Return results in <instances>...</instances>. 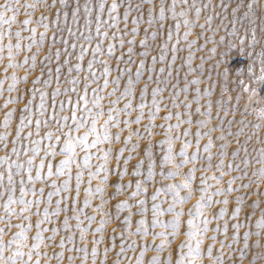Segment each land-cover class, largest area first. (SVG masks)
<instances>
[{
	"label": "snow or ice",
	"instance_id": "6c2138e0",
	"mask_svg": "<svg viewBox=\"0 0 264 264\" xmlns=\"http://www.w3.org/2000/svg\"><path fill=\"white\" fill-rule=\"evenodd\" d=\"M147 2L152 5L148 9V19L147 24L148 28L144 29V37L140 39L139 44L142 48H145L146 50L141 52L139 55L142 57H147L149 55V52L147 51V46L149 43V39L155 41L157 39L158 32H161L165 27V21L169 19L168 16H166V13H170V19L174 21V24L168 25V30L166 33V41H172L173 36V28L177 34V37L180 35L181 28L183 27V38L187 42L186 46L188 48V55L186 60L184 61V64L191 65L192 61L194 59V52L192 50V46L197 44V39L189 40V36L192 35V32L195 28H200L202 30H212L215 31V29H212V23H213V15L208 14L204 16L203 23H201V15L202 12L209 7L208 4H202L200 6H197L196 0H192V3H189V0H179L182 7L179 11H177V0H172V3L167 5L165 4L164 0H160L159 5H155L152 3V0H147ZM61 4H65V0H60ZM55 4V0H53V5ZM44 8H48L47 4L42 5ZM26 8L29 9H36L37 4H28L25 5ZM120 5L116 2V0H113L110 6H108V13H109V20L111 23L106 24V28H112L116 27L117 21L119 19L118 15H112L113 13H116L119 9ZM139 7V6H138ZM158 7V12L156 11ZM220 7L223 9H227L228 5L221 3ZM105 8V4L101 2L98 5V13L95 17V23H96V37H95V45L93 46V40L94 37L92 35V28L91 24L93 23L92 19L86 18V25L85 29L87 34H85V31H79V33L73 32L72 28H68L69 38H72L71 48L75 50L77 48V40L81 41L80 43V51L77 56V59L79 61H83L85 53L91 49L92 51V59H90L87 63L88 68V75H85L83 77V80L85 81L83 86V94H80V90L78 89L77 85L80 83V80L76 76H72V72L75 70L77 73H79L82 70V64L76 63L74 66H71L70 64V56H66L63 59V63L61 64V49L56 48L54 55L57 61L56 68H55V82L56 87L51 92V108L52 112L51 115H48V92L42 91L39 88L35 87V85H42L43 88H47L52 84L53 80V69L51 67L47 68V78H44L45 73L43 68H41L39 74L32 80L33 87L30 89H26V93L30 94L29 98L27 99V102L23 104V108L20 110L19 115V123L15 128V136L11 140V143L13 147L11 148V152L14 153L17 157L16 160H9L8 156L0 157V163H7V185H5V175L3 172H0V189H3V191H0V197H3L5 194H7V199L3 203V208L5 210V216H0V221L7 219L8 223L6 227L9 229L12 227H16L19 229V231L13 233L12 238L5 241L3 239L4 235V228H0V264H41V256L45 257L43 264H50V261L52 259H55L57 261V264H60L61 261L64 260L65 257V251L68 253H82V258L80 259V264H87V261L89 259V249L88 244L86 242V236L89 230L95 234L100 233V236L97 238L95 235L92 239V248H91V261L92 264H97V254H98V248L97 245L102 243L104 241V230L105 226L109 223L118 222V226L121 228V231L118 233V235L121 237L120 239V247L119 251L116 253L117 259L114 262V264H122V260L120 257L122 255L126 256V248H125V238H130L132 236H139V238L142 241H145L141 245V250L139 255L136 257L135 264H145L144 262V254L150 247V245L146 242V238L151 235L153 242H155L157 237H160V243L154 244V247L152 250L156 253L151 257V259L148 261V264H172V256L171 251H169L168 255L161 258V253L164 252L165 248L171 244V240L169 237H172L173 239L176 238L180 234L181 230V218L184 215L183 208H177L176 206L183 205L185 201L191 199L194 190H193V184L192 181L195 179V167L191 168L186 174L185 178L182 179L179 183L175 184H169L166 186L167 190L172 195V201L168 208L162 209L159 204L153 203L152 205V219L149 224L148 220L146 219V213L148 211L146 207V201L144 199H140L136 201L137 205H140L138 208V214L140 216V219L136 221V228L135 231H132V205L128 203L127 199L120 200L117 202L115 207V213L112 211H105V206L109 201H106L104 199L105 195H109V200L115 198V196L122 194V192L125 190V185L123 183V177L128 172V163L133 158L131 153L137 150L140 147V141L142 139H147L149 141L147 148L144 151V155L147 157H152V143L151 139L156 133L153 131L154 128L160 127L164 128V125H156L154 122L156 120L157 114L161 111V102L164 99L162 96V89L157 85V87H154L151 91L152 95V105L153 109H149V113L147 116V119L149 121L148 124L143 125V132L141 131L140 127H137L133 129L131 126L132 124L141 125V121L145 118L144 116V109L147 107V103L145 100V97L148 93V85L147 83L143 86V88L140 90V102L135 105L136 109H139L138 115L135 117V119H131V112L134 110L133 108V100L136 97V90L137 85L140 82V79L145 71L150 73L147 77L149 81L152 80V75L155 70V64L157 61L156 56L151 57V65L146 67L145 60L141 59L139 61V64L136 67L135 75L133 77L132 69L131 67H128V65L132 64V53L133 48L128 47L127 53H128V60L125 62V67L120 68L119 63L117 64V75L115 77L111 78V81L109 79L112 68L110 67V58H112L115 55L116 51V43H118L123 49V46L125 43L132 45L135 43L134 39L125 40L124 37L128 34L127 32H120V38L117 40V33H113L111 39L114 41L113 43L107 44V53L105 54L103 50L104 45V39L109 38V33L107 30L101 31V17L99 12H102ZM247 8L251 10L253 8V4L250 2L247 4ZM20 11L19 6V0H4L3 3H0V25L7 24L9 25V28L7 32L5 33L3 30H0V41L3 40L4 36H8V43L7 45H3L0 43V60L3 59V51L4 48L7 47V56H8V66L11 68H19L23 67L24 65H27L28 68L25 70L23 77L20 79L24 80L25 82L28 80L29 75V69L35 70L38 66V55L41 51V49L45 46L47 38V30L49 28L48 23H43L44 31L39 32L37 36V28L35 26L31 28H23L20 30H17L15 33V36L17 38V42L15 44L12 43V29L11 25L17 21V14ZM84 11L91 16L92 8L89 7L87 4L84 6ZM237 9L233 8L232 13L235 17ZM79 12V4H77V7L72 10V16L73 18H78L77 13ZM8 13H11L9 16ZM27 15V14H26ZM57 15H59V9L57 10ZM65 18H67L68 13H64ZM216 16H219L220 13H215ZM247 13H245V16ZM48 19L47 16L41 15L40 21H46ZM143 19V14H141L137 18H133V23L138 24L139 20ZM124 20L127 22L128 20V11L125 10L124 13ZM40 21H37L39 24ZM155 22V29L149 31L153 27V24ZM21 23L25 26L32 24V19L29 16L28 18L21 21ZM233 25V32H235V18L231 21ZM21 31H29L30 42L24 46V49H27L28 52H31V55H27V53L24 56V59L22 63H17L15 61V57L23 50L22 46L20 44V38H21ZM139 32L138 27H134L131 29V33L133 36ZM262 32H264V28H262ZM202 35V33H197V38ZM60 40L62 44L64 45V52L68 51L69 46V39L64 38L62 35L60 37L56 36V33L54 32L51 37L52 44H56L57 40ZM221 40L224 38L221 37ZM241 42H243L244 37H241ZM252 40L253 43L256 42V28H252ZM180 45V40L177 39L175 43L171 45V53H172V62L174 63L177 59V53L182 50ZM35 47V51L32 52V48ZM200 48L203 46L200 45ZM161 52L159 55V59L162 62L161 67L159 68V73L163 74L166 70L168 72V75H172V64L164 65L163 61L165 60V50L169 48V45L167 42H163L160 44ZM15 49V51H14ZM211 51L215 53L216 49L212 48ZM99 54V55H98ZM51 55L52 50L49 48L48 53L45 54V56L40 60V63L43 64L44 60L49 61L51 63ZM100 56H105L104 59H100ZM115 59L117 62L124 59V53L123 51L119 56H115ZM201 60L204 59V57L200 58ZM29 60H31V63L29 64ZM99 63L102 64V70H101V78L103 80V88H101L99 81L96 76V70L94 69V64ZM63 65H69L67 69V76H68V83L71 85L70 87H64L63 88V94L67 96V104L71 109V120L75 124V131L79 133L81 128H86V131H84L82 134L73 136L72 132L73 129L69 127V130L67 132H62V129L67 126L66 122L69 120V115H61L60 113H63L65 110V101L60 100L59 102V108L60 113L57 112V97L61 96V80H60V73L61 68ZM218 66V65H217ZM197 68L203 69V65H197ZM195 68L189 67L188 71L192 72L195 71ZM7 71V69H5ZM251 72V68L249 69ZM261 72L264 73V68L261 69ZM128 73V79L124 82L123 90L120 91V94L116 96V93L119 89V86L121 84V78L122 76ZM227 74V70L225 71V75ZM91 77V79H89ZM210 78V77H209ZM159 79V78H158ZM185 80H187V76H185ZM257 82H264V74L256 77ZM113 84V88L111 92L107 93L108 96H116V99L110 100L109 104L111 107L107 109V117L104 119L103 124L100 126V128H97V122L98 120L105 115V109L103 107L102 101L104 100V96L100 95L101 91L103 89H107L109 86V83ZM19 83V80L17 79L15 73L12 74V82L9 85L8 91L13 92L16 91V85ZM92 83H96V87L92 88V94L93 98L89 100L88 98V88ZM191 84L199 85L201 83L199 78L194 77L191 82ZM3 81L0 80V93L3 91ZM240 85L242 86L243 91H251L252 95H258L257 94V88L253 87L249 89L248 85H244L243 81H240ZM214 87V85H212ZM189 90V85L186 83L182 89H177L174 93L173 97H171L172 100V107L173 108H179L181 105L180 103H177L176 100L179 96V93L182 91L184 93H187ZM225 92L228 91L227 87L225 86L223 89ZM195 91L199 94L200 89L196 88ZM37 92L39 93L40 102L39 105L36 106L37 111L34 113L33 111V101L35 100ZM69 93H76L77 94V101L75 104L72 103V97L71 95H68ZM205 95H211V93L205 89L204 90ZM159 97V99H158ZM23 95H18L15 97H10L8 100L5 101V106L7 104L12 103L15 104L18 100H23ZM231 97H229V100ZM237 99H239V95L237 96ZM124 101L123 107H117V105L120 104V101ZM199 95L195 98V102L197 103L196 112L199 113L201 116L208 117V120H197L196 123L198 125L204 126L206 125L209 120L211 119V112H212V101L208 100L206 102L207 107L204 109V111H201V108L199 106ZM82 102V106H81ZM89 104L92 105V107H89ZM184 107L191 108V103L187 102V96H185V103ZM80 111L82 115L78 118L77 111ZM225 113V116L228 114L227 108L222 109ZM17 111V109L12 108L10 109L4 117V122L2 127L5 128V132H0V141L4 142V147L7 149L8 145V136L10 135V121L13 118L14 113ZM121 114L124 116L123 121H121L120 116ZM35 115V119H33ZM260 116L264 117V109L260 110ZM173 117L172 112H167L165 116L163 117L164 120L171 121ZM175 117L177 119L176 124L169 123L167 125V128L164 132V139L158 141L157 143L160 145H167V149L165 151L164 156L161 159V164H171L173 169L175 170H169L167 172V178H172L177 175H179V169L182 168L185 164L192 163L193 165L195 162L199 159V150H200V138L204 135H207L209 137L208 143L204 146V151L208 154L207 159L209 162L212 159V152L211 148L213 145L212 138H211V131H215L216 127L213 129H210L208 132H202L199 128L197 129L195 133V143H196V152H194L191 156L188 155L186 149L190 148L192 146V141L185 139L180 147L179 156L182 158L179 161L176 159V155L173 152V145L175 140L180 139V135L177 134L175 136L172 135L173 130H179L181 127V124L187 123L191 125L193 123L191 113L189 112L187 114L186 120H181V113L179 111L175 112ZM43 118V119H42ZM217 119H221L219 117V113L217 114ZM51 120H55L57 125L59 127L57 128L58 132H62V135L64 137L63 145L60 148V153L63 155V159H61L58 163L55 165L52 161H48L47 165L45 162V158H41L38 165H34V161L36 160L37 155L41 151V143L44 139H47L48 141H52L54 134L51 130H49L43 137L40 139H30L29 142L32 145L29 149L28 147L24 148V152L27 155L29 151H31L32 155H29L26 161H21L19 159L20 157V151L15 147L16 143L21 140V134L24 132L25 128H31L33 123L35 124V133L37 136L40 134L41 126L44 127L49 126V122ZM64 121V124H61L60 122ZM89 120L91 123L89 124ZM121 124H123V128H121ZM231 125L229 124V127ZM221 132L218 139L224 140L225 135L231 136L232 133L228 132L225 134L224 132V126L223 123L217 126ZM254 128L259 129L261 125L256 124L253 125ZM115 128L117 131L113 133L112 129ZM127 130L128 134L123 137V145L119 149L115 150V155L113 156V147H111L113 144H119L121 143V137L124 130ZM191 134V129L187 128L183 130L182 135L187 138ZM239 131L237 132V135H239ZM33 136V132L30 130L26 133L27 138H31ZM94 137L91 142H89V137ZM133 137H135V141H133ZM56 143H59L61 140V135H55L54 137ZM131 143L132 147L128 148L127 145ZM109 145V147H98L100 145ZM80 147L81 150L84 152V156L82 158V162L77 159V147ZM221 148L227 147L226 144H221ZM97 149V159L101 161L94 170H92L93 166L91 164L93 153L90 151V149ZM247 151V149H245ZM45 157L51 155L55 156L56 153V144L49 143L45 149ZM128 152V156H124V153ZM236 152H233V155H236ZM221 155H224L222 152ZM260 160L258 163H260L261 167L254 172L253 174L257 176V179L254 181L257 185V189L259 188V185L261 183H264V149H261L259 152ZM115 159L116 165L115 168L109 167V161L112 159ZM123 159V167L120 165V161ZM247 158L243 160V163L245 165L248 164ZM143 159L138 161V163L135 165L134 170L132 172V175L134 176H143V173L139 170L143 166ZM73 165H75L76 172H75V185H74V192L75 195H72L73 192V184H72V177H73ZM154 166H155V160L150 159L149 165H148V175L144 176L143 179H137L135 181V191L130 193L131 197H136L140 194L141 191L147 192V187H143L142 185H146L147 181L154 180L155 178V172H154ZM220 166L223 167V161L220 162ZM13 167L15 168V173L13 172ZM47 167V171L45 172L44 169ZM208 167L211 168V163L208 164ZM227 168L229 171L233 169V165L229 163L227 165ZM55 169V171H54ZM33 170H35V175H33ZM85 170H87V177H88V187L84 188L83 191L85 193V199L83 200V208L78 207L79 197L81 193V185L84 183L83 177L85 176ZM236 170L239 171V166H236ZM27 173V180L24 179V176L22 173ZM112 174H116L119 178V183H115L114 185H110L109 178ZM14 175L20 176L19 180V192L20 195L17 197L15 195L16 192V181L14 179ZM57 177H64L63 180L59 181V184L56 180H51L50 185H46L44 182L51 179L53 176ZM161 175H165L163 172H161ZM225 173L223 171L220 172V177L213 176L212 179L216 180L217 183H220V179L223 178ZM247 172L242 173V176H246ZM242 177H232L227 181V187H217L214 192H212L210 195L208 194V190L211 187L210 185L207 187H201L199 189V199L195 203V212H193L191 209L188 211V220H187V231L184 232V235L186 237V240L181 243L179 246V257L175 261V264H203L202 261V245L204 244V240L206 238L210 239L212 243H209L207 245V255L210 260V264H225V248L229 249V256L228 258L231 259V253L233 251H236L232 249V243H239L240 242V228L243 226L242 222L240 221L239 217L242 212V205H243V196L237 195L235 197V206L231 211V215L226 219V214L228 213L227 205L229 204V194L232 192H239L240 188H251V183H242L238 188H234L233 184L235 183L236 179H240ZM93 179H96L99 181V183L96 184L95 188H93L92 181ZM40 182L41 187L36 188V183ZM201 185H207V180L202 178L200 181ZM29 185H31L29 187ZM49 187V191L47 192V196H44L45 187ZM110 186H114L115 192L114 193H107V189ZM132 182L129 181L127 187H131ZM164 189L157 188L155 193L152 195L151 199L153 201H156L160 192ZM182 190H186L184 194L182 195ZM37 192H39V196L37 195ZM31 194V199H28L27 197ZM257 195H264L257 191ZM223 196V200L216 199L214 200L213 197H220ZM58 197L55 199L54 204L55 207H52L53 205V198ZM93 199H99L100 204L96 206L94 209V212L100 213V220L96 221L95 215H86L85 219L87 220V226L84 225L83 221L81 220V213H83L84 208H88L91 206ZM41 204H44L43 210L41 211ZM214 204H220L222 205L219 209L218 214L213 213L212 218L210 219L207 215L204 214L205 209H210ZM261 201L259 199L252 202L251 207L252 208H260ZM15 206V207H14ZM35 208V212L33 213L32 209ZM125 209L128 210V214L124 216L123 220L120 221V215L121 212H123ZM71 211L72 215H68ZM165 211L168 213H171V217L168 221H163L160 219L161 216L164 215ZM65 213L63 216V220L59 223H57L56 220L53 218L59 217L61 213ZM27 213V215H24ZM35 215L37 217V220L35 222V228L36 232L35 235L32 237V240L35 241L34 243H31L29 245L28 240V231L33 227L31 217L32 215ZM255 215V213L252 214H246L245 220L249 222V226L251 228V221L252 216ZM13 217H22L23 221H28L27 224L21 222L19 224L13 225L11 223V220ZM74 219L76 221L75 228L79 230V239L80 241L84 242L82 246H77L75 243V233H72L70 229L73 227V225L70 223V220ZM212 219L216 221L223 220V226L221 227L220 223H217L216 227L214 229H211L213 231V235L209 238L207 237V233L210 231L209 225L212 222ZM229 220L235 221V223L231 224V228L233 229L232 233V240L229 243H226L225 240L228 236V230H229ZM96 222L97 226L92 229V224ZM48 225H51L49 227ZM161 228L162 230L159 232H150L149 228L155 229V228ZM171 229V231H166V229ZM255 228L259 229V231L255 232V235L257 237L264 238V208H260V217L255 221ZM64 232V235H60L61 232ZM51 233L49 236H45L44 233ZM224 235L225 239L219 240V255L213 258V247L215 243L217 242V237L219 234ZM251 230H247L243 233V248L246 249L249 247V237L252 235ZM57 235H59V243L58 247L60 251L54 252L52 257L48 256V252L44 251L41 252V246L43 245L45 248L48 247V243L55 242ZM117 232L116 228L112 229V236L111 239L113 241L112 248H115V240H116ZM193 240H195V244H193ZM67 244H71V247H67ZM255 245L257 247L261 246V241L256 240ZM15 246V247H13ZM137 247V244L135 241L129 240L128 243V249L135 252V249ZM27 248V252H25L23 249ZM187 248V252H184L183 249ZM109 247H105L103 249V259L100 261V264H106L107 258H108V252ZM7 251V255H5ZM239 255L241 259L244 256L243 249L239 250ZM27 256V259L25 260L24 257ZM33 256H35V259H33ZM77 257L75 255H68L67 260L69 264H75ZM129 261L132 260V257H127ZM255 259V257H254Z\"/></svg>",
	"mask_w": 264,
	"mask_h": 264
},
{
	"label": "rangeland",
	"instance_id": "374dc122",
	"mask_svg": "<svg viewBox=\"0 0 264 264\" xmlns=\"http://www.w3.org/2000/svg\"><path fill=\"white\" fill-rule=\"evenodd\" d=\"M4 0H0V3H3ZM103 2L105 4V8L102 12H99L101 17V31L107 30L109 33V38L104 39V45L103 50L105 54L107 53V44L113 43L114 41L111 39L112 34L115 32L117 33V40L120 38V32H127L128 34L124 37V39L127 41L129 39H134L135 43L132 45H129L125 43L123 46V49H121L120 45L116 43V51L115 55L110 58V67L112 68L111 75L109 77L110 81L112 77H115L117 75V64L119 63L120 68L125 67V62L128 60V53L127 48L132 47L133 53H132V61L133 63L128 65V67H131L132 69V75L134 77L136 67L139 64V61L141 59L145 60L146 67L151 65V57L156 56L157 61L155 64V70L152 75V80L149 81L147 79L148 73L145 71L140 79L139 84L137 85L136 90V97L133 100V108L134 110L131 112V119H135V117L139 113V109L135 108V105L140 102V95L139 92L143 88V86L147 83L148 85V93L145 97L147 107L144 109V116L145 118L141 121V125L132 124V128L135 129L137 127L141 128V131L143 132V125L148 124L149 121L147 119L149 109H153L152 105V95L151 91L154 87H159L163 90L162 96L164 99L161 102V111L157 114L155 124L164 125V128L156 127L153 129V131L156 133L151 139L152 143V157H147L144 155V151L148 146L149 141L147 139H142L140 141V147L131 153L132 159L128 163V172L129 174L125 175L123 177V183L125 185V190L122 192V194L115 196V198L109 200V195H105L104 199L106 201H109L105 206V211H112L115 213V205L118 201L127 199L128 203L132 205V231H135L136 228V221L140 219V216L138 214V208L140 205L136 204L137 200L144 199L146 201V207L148 209L146 215V219L148 220L149 224L152 219V205L153 203H157L160 205L162 209H167L168 206L173 203L172 201V195L167 190L166 186L169 184H175L179 183L182 179L185 178L186 174H188L189 170L193 167H195V179L192 181L193 184V190L194 193L191 197V199L184 202L183 205H177L176 207L183 208L184 215L181 218V230L180 234L176 238L169 237L171 240V244L167 246L163 253H161V258L163 259L166 257L171 251L172 256V264H175V261L179 257V246L182 242L186 240V237L184 235V232L187 231V220L189 218L188 211L191 209L193 212H195V203L199 199L200 193L199 189L201 187H207L211 186L208 190V194L210 195L212 192L215 191L217 187H227V181L231 179L232 177H242L240 179H236L235 183L233 184L234 188H238L242 183H251V188L245 189L240 188L239 192H232L229 194V204L227 205L228 213L226 214V219L231 215V211L235 206V197L237 195L243 196V205H242V212L240 214V221L242 222V227L240 228V242L239 243H232V249L236 250L231 253V259L228 258L229 256V249L225 248V264H264V238L257 237L255 235L256 231H259V229L255 228V221L260 217V208H264V195H257V191L261 194H264V183H261L259 185V188L257 189V185L255 184V180L257 179V176L253 173L256 172L260 167V163L258 161L260 160L259 152L261 149H264V117L260 116V110L264 109V82H257L256 77L264 74L261 72V69L264 68V32H262V28H264V0H196L197 6H200L202 4H208L209 7L205 9L202 12L201 15V23H203L204 16L208 14L213 15V23H212V29H215V31L212 30H202L200 28H195L192 32V35L189 36V40L197 39V44L192 46V50L194 52V59L192 61V64L189 66L187 64H184V61L187 58L188 55V48L186 46L187 42L183 38V27L181 28L180 35L177 37V34L173 28L172 41H166V33L168 30L169 24H174V21L170 19V13H166V16L169 17L164 23L165 27L161 32H158L157 39L155 41L149 39V43L147 46V51L149 52V55L147 57H142L139 54L143 51H145V48H142L139 44L140 39L144 37V29L148 28L147 19H148V9L152 7L147 0H116V2L120 5L119 9L116 13H113L112 15H118L119 19L117 21L116 27L112 28H106L107 23H111L109 20V13H108V6L111 5L113 0H65V4H61L60 0H55V4L53 5V0H19V6L20 11L17 14V21L11 25L12 29V43L15 44L17 42V38L15 36V33L17 30L23 29V28H31L35 26L37 28V36L39 32L44 31L43 23H48L49 28L47 30V40L45 43V46L41 49L39 55H38V66L35 70L29 69V75L28 80L25 82L24 80L20 79L23 77L25 70L28 68L27 65H24L23 67L19 68H11L8 66V56H7V47L4 48L3 51V59L0 60V80L3 81V91L0 93V132H5V128L2 127L4 122L5 114L12 108L17 109V111L14 113L12 120L10 121V135L8 136V145L7 149L4 147V142L0 141V157L8 156L9 160H16L17 157L14 153L11 152V148L13 147L11 140L15 136V128L19 123V115L20 110L23 108V104L27 102V99L29 98L28 93H26V89H30L33 87L32 80L39 74L41 68H43L45 76L44 78H47V68L51 67L53 69V80L52 84L47 87L46 89L42 87V85H35V87L39 88L42 91H47L48 96V115H51L52 108H51V92L52 90L57 86L55 82V68H56V58L54 55L55 49L60 48L61 49V61L60 63H63V59L66 56H70V64L71 66H74L76 63L82 64V70L77 73L75 70L72 72V76L78 77L80 80V83L77 85L78 89L80 90V94H83V86L85 81L83 80V77L85 75H88V68L87 63L90 59H92V51L89 49L87 53L84 55L83 61H79L77 59V56L80 51V43L81 41L77 40V48L73 50L71 48L72 38H69L68 28L71 27L73 32L79 33V31H85V34H87L85 25H86V18L92 19L93 23L91 24L92 28V35L94 37L93 40V46L95 45V37H96V23H95V17L99 11L98 5ZM166 6L172 3V0H164ZM253 4V8L249 10L247 8L248 3ZM37 4L36 9H29L26 8L25 5L28 4ZM152 3L155 5H159L160 0H152ZM189 3H192V0H189ZM221 3L227 4L228 8L223 9L220 7ZM47 4L48 8H44L42 5ZM77 4H79V12L77 13L78 18H73L72 16V10L77 7ZM87 4L89 7L92 8L91 16L84 11V6ZM139 6V7H138ZM182 5L180 4L179 0H177V11L180 10ZM236 8L237 11L235 13V17L233 16L232 9ZM59 9V15H57V10ZM128 11V20L125 22L124 20V13L125 10ZM158 12V7L156 9ZM67 12V18H65L64 13ZM220 13L219 16H216L215 13ZM245 13L247 15L245 16ZM27 14V15H26ZM141 14H143V19L139 20L138 24L133 23V18L139 17ZM10 16L11 13H8ZM41 15L47 16L48 19L46 21H40ZM31 17L32 24L25 26L21 23L24 19ZM235 18V32H233V25L231 21ZM37 21H40L38 24ZM155 22L153 24V27L149 29V31L155 29ZM134 27L139 28V32L133 36L131 33V29ZM256 28V42L253 43L252 40V28ZM9 28V25L3 24L0 25V30H3L5 33L7 32ZM56 33L57 37H60L61 35L64 38L69 39V46L68 51L64 52V45L62 42L58 39L56 44H52L51 37L53 33ZM197 33H202V35L197 38ZM30 32L29 31H21V38H20V44L22 46V51L15 57V61L17 63H22L25 54L31 55V52H28L27 49H24V46L27 45L30 40ZM223 37L224 39L221 40L220 38ZM241 37H244L243 42H241ZM180 40L179 47L182 48L181 51L177 53V59L175 62H172V53H171V45L176 42V40ZM163 42H167L169 45V48L165 50V60L163 61L164 65L172 64V75L169 76L167 70L163 73H159V68L161 67V61L159 59V55L161 52L160 44ZM3 45H7L8 43V36L5 35L3 40L0 41ZM202 45L203 47L200 48L199 46ZM49 48L52 50L51 55V63L49 61L44 60L43 64L40 63V60L45 56L46 53H48ZM212 48H215L216 51L213 53L211 51ZM15 51V49H14ZM32 52L35 51V47L32 48ZM124 53V59L117 62L115 59V56H119L121 52ZM99 55V54H98ZM204 57L203 60L200 58ZM100 59H104L105 56H100ZM31 63V60H29V64ZM203 65V69L197 68V65ZM218 65V66H217ZM69 65H63L61 68L60 73V80H61V96L57 97V107L56 110L58 113H60L59 108V102L60 100L65 101V110L63 113H60L61 115H69V120L66 122L67 126H65L62 129V132H67L69 130V127L73 129L72 135L76 136L79 134H82L84 131H86V128H81L79 133L75 131V124L71 120V109L67 104V96L63 94V88L64 87H70L71 85L68 83V76H67V69ZM103 65L96 63L94 64V69L96 70V76L99 81V84L101 88H103V80L101 78V70ZM189 67L195 68V71L189 72ZM251 68V72L249 69ZM7 69V71H5ZM227 70V74L225 75V71ZM15 73L17 79L19 80V83L16 85V91L9 92L8 88L10 83L12 82V74ZM128 73H125L121 78V84L119 86V89L116 93V96L120 94V91L123 90L124 82L128 79ZM185 76H187V80H185ZM196 77L199 78L201 83L199 85L191 84V80ZM210 77V78H209ZM159 78V79H158ZM91 79V77H89ZM240 81L244 82V85H248L249 89L256 87L257 88V94L258 95H252L251 91H243L242 86L240 85ZM189 85V90L187 93L180 92L179 96L176 100L177 103H180L179 108H173L172 107V100L171 97H173L174 93L177 89H182L185 84ZM214 85V87H212ZM97 85L96 83H92L88 88V98L91 100L93 98V94L91 89L95 88ZM227 87L228 91L225 92L223 89L224 87ZM113 88V84L110 82L107 89H103L101 91L100 95L104 96V100L102 101L103 107L105 109V115L101 117L97 122V128H100V126L103 124L104 119L107 117V109L111 107L109 104L110 100L116 99V96H108L107 93L111 92ZM199 88L201 91L198 94L195 89ZM207 89L211 95H205L204 90ZM18 95H23V100H18L15 104L9 103L7 106H5V101L8 100L10 97H15ZM68 95H71L72 97V103L75 104L77 101V94L76 93H69ZM199 95V106L201 108V111H204V109L207 107L206 102L208 100L212 101V112H211V119L209 122L204 125H198L196 123L197 120H208V117L201 116L199 113L196 112L197 103L195 102V98ZM239 95V99H237V96ZM185 96H187V102L191 103V108L184 107L185 103ZM229 97L231 99L229 100ZM159 99V97H158ZM40 97L39 93L37 92L35 100L33 101V111L34 113L37 111L36 106L39 105ZM124 101H120V104L117 105V107H123ZM82 106V102H81ZM89 107H92L91 104H89ZM227 108L228 114L225 116V113L222 109ZM154 110V109H153ZM179 111L181 113V120L187 119V114L190 112L191 117L193 120V123L191 125L187 123L181 124V127L179 130H173L172 135L175 136L177 134L180 135L179 140L174 141L173 145V152L176 155L177 161L182 159L179 156V151L182 142L185 139H188L192 141V146L188 149H186L189 156H191L194 152H196V137L195 133L197 129L199 128L202 132H208L210 129H213L216 127L215 131H211V138H212V159L209 162L207 159V153L204 151V146L208 143L209 137L207 135H204L200 138V150H199V159L195 162L193 165L192 163L185 164L182 168H180L179 175L167 178V172L169 170H175L173 169L171 164H161V159L165 154V151L167 149V145H160L157 142L164 139V132L167 128V125L169 123L176 124L177 119L175 117V112ZM167 112H172L173 117L171 121L164 120L163 117ZM219 113V117L221 119H217V114ZM82 115V113L78 110L77 116L78 118ZM35 119V115L33 117ZM43 119V118H42ZM121 121H123L124 116L121 114L120 116ZM61 124H64L65 122L61 120ZM91 121L89 120V124ZM223 123L224 126V132L227 134L228 132H231L232 135L228 136L225 135L224 140L218 139L221 132L219 128L217 127ZM229 124L231 125L229 127ZM259 124L261 127L259 129H256L253 127V125ZM59 125H57L55 120H51L49 122L48 127L41 126L40 134L39 136L35 133V124L33 123L32 127L25 128L24 132L21 134V140L18 141L15 145V147L20 151V157L19 159L21 161H26L29 155H32L31 151L27 153V155L24 152V148L28 147L31 148V144L29 142L30 139H40L47 133L49 130H51L55 135H61V140L59 143H56L54 137L52 141H48L47 139H44L40 145L41 151L37 155L36 160L34 161V165H38L41 158H45V162L47 165L48 161H52L55 165L58 163L61 159H63V155L60 153V148L63 145L64 137L62 135V132H58L57 128ZM121 128H123V124H121ZM190 128L191 134L185 138L182 133L184 129ZM33 132V136L31 138L26 137V133L28 131ZM113 133L117 131V129H112ZM239 131V135H237V132ZM128 134L127 130L125 129L122 133L121 137V143L119 144H113L111 147H113V156L115 155V150L119 149L120 147L124 146L122 141L123 137ZM94 137H89V142ZM133 141H135V137H133ZM53 143L56 144V155L55 156H47L45 157L44 149L49 144ZM221 144H226L227 147L221 148ZM98 147H104L107 148L109 145H100ZM128 148L132 147V144L129 143L127 145ZM247 149V151H245ZM77 159L82 162V158L84 156V152L81 150V148L78 146L77 149ZM90 151L94 154L91 164L93 166L92 170L95 169V167L101 163L100 160H98L96 157L98 155L97 149L93 148L90 149ZM224 153V155H221V153ZM233 152H236V155H233ZM129 153L125 152L124 156H128ZM247 158L249 161L247 165L243 163V160ZM143 159L144 163L143 166L139 169L143 176H134L132 175V172L134 170L135 165ZM153 159L155 160V166H154V172H155V178L154 180L147 181L146 185H142L143 187H147V192L141 191L139 195L136 197H131L130 193L135 191V181L137 179H143L144 176L148 175L147 169L149 165V160ZM223 161V167L220 166V162ZM211 163L212 167L209 168L208 164ZM231 163L233 165V169L229 171L227 168V165ZM116 161L113 158L109 161V167L115 168ZM121 167H123V159L120 161ZM239 166V171L236 170V166ZM7 163H0V172H3L5 175V185H7ZM44 171H47V167H45ZM55 171V169H54ZM223 171L225 175L222 179H220V183H217L216 180H213L212 177H220V172ZM13 172L15 173V168L13 167ZM75 172L76 168L75 165H73V177H72V184H73V192L72 195H75L74 192V185H75ZM161 172H163L165 175H161ZM247 172L246 176H242V173ZM87 170H85V176L83 177L84 183L81 185V193L79 197L78 207L83 208V200L85 199V193L83 191L84 188L88 187L87 181ZM24 176V179L27 180V173H22ZM33 175H35V170H33ZM204 178L207 180V185H201L200 181ZM14 179L16 181V192L15 195L19 197V180L20 176L14 175ZM64 177H57L53 176L50 180L45 181L44 183L46 185L51 184V180H56L59 184V181L63 180ZM132 182L131 187H127L128 182ZM119 178L116 174H112L109 178L110 185H114L115 183H119ZM99 183L98 180L93 179L92 185L93 188H95L96 184ZM31 185H29L30 187ZM41 184L40 182L36 183V188H40ZM164 189L160 192L158 198L156 201H153L151 199L152 195L155 193L156 189ZM49 187H45L44 196H47V192L49 191ZM0 191H3V189H0ZM186 190H182L181 194L183 195ZM115 188L114 186H110L107 189V193H114ZM37 195L39 196V192H37ZM28 199H31V194L27 197ZM58 197L53 198V205L52 207H55L54 201ZM223 196L220 197H213L214 200L220 199L223 200ZM7 199V194H5L3 197H0V216H5V210L3 208V203ZM259 199L261 201L260 208H252L251 204L253 201ZM100 204L99 199H93L91 206L88 208H84L83 213H81V220L83 221L84 225L87 226V220L85 219L86 215H95L96 221L98 222L100 220V213L94 212V209L97 205ZM45 205L41 204V211L43 210V207ZM222 205L220 204H214L212 208L205 209L204 214L207 215L210 219L212 218L213 213L218 214L219 209ZM15 207V206H14ZM33 213L35 212V208L32 209ZM255 213V215L252 216L251 221V228L249 226V222L245 220L246 214H252ZM68 215H72L71 211L67 213ZM128 214V210L125 209L123 212H121L120 215V221L123 220L124 216ZM24 215H27L25 213ZM65 213H61L59 217L53 218L57 221V223L61 222L63 220V216ZM171 213H168L165 211L164 215L160 217L163 221H168L171 217ZM37 220V217L33 214L31 217V221L33 224V227L28 231L29 245L31 243H34L35 241L32 240V237L35 235L36 228H35V222ZM25 223L27 224L28 221H23L22 217H13L11 220V223L13 225L19 224V223ZM223 220L216 221L212 219L211 224L209 225L210 231L207 233V237H211L214 233L211 231V229H214L217 225V223H220L221 227L223 226ZM8 223L7 219H4L0 221V228H4V235L3 239L5 241L12 238L13 233L19 231L18 228L12 227L8 228L6 227ZM70 223L73 225V227L70 229L72 233H75V243L77 246H82L84 242L80 241L79 239V230L76 229L74 226L76 224V221L74 219L70 220ZM235 223L233 220H229V230H228V236L225 240L226 243L231 242L232 240V233L233 229L231 228V224ZM51 227V225H48ZM97 226L96 222H94L91 226L92 229H94ZM116 228L117 236L115 240V248H112V229ZM162 229L157 227L155 229L149 228L150 232H159ZM247 230L252 231V235L249 237V247L244 249L243 248V233ZM121 231V228L118 226V222L109 223L105 226L104 230V241L97 245L98 248V254H97V264H100V261L103 259V249L105 247H109L108 252V258L106 264H114V262L117 259L116 253L119 251L120 247V239L121 237L118 235V233ZM166 231H171V229H166ZM44 235L47 237L51 235V233H44ZM60 235H64V232L62 231ZM96 236L97 238L100 236V233H93L91 229L87 233L86 236V242L88 244L89 249V259L87 261V264H92L91 261V248H92V239L93 236ZM225 239L224 235L219 234L217 237V242L215 243L213 247V258L219 255V240ZM129 240L135 241L137 244V247L135 249V252L128 249V243ZM161 238L157 237L155 242L152 240V236L149 235L146 238V242L150 245L148 250L144 254V262L145 264H148V261L151 259L153 255L156 253L152 250L154 247V244H159ZM260 240L261 246L257 247L255 245V241ZM145 241H142L139 236H132L130 238H125V248L127 250L126 256L122 255L120 259L122 260V264H135L136 257L139 255L141 250V245ZM48 247L45 248L43 245L41 246V252L47 251L48 256L52 257L54 252L60 251L58 247L59 243V235H57L55 242H47ZM209 243H212L210 239L206 238L204 240V244L202 247V261L203 264H210L209 257L207 255V245ZM193 244H195V240H193ZM71 244H67V247H71ZM15 247V246H13ZM243 249L244 256L241 259L239 255V250ZM25 252H27V248L23 249ZM184 252H187V248L183 249ZM7 251L5 255H7ZM75 255L77 257L75 264H80V259L82 258V253H68L65 251V257L64 260L60 262V264H69L67 260L68 255ZM127 257H132V260L129 261ZM255 257V259H254ZM24 259H27V256L24 257ZM33 259H35V256H33ZM45 257L41 256V264H43ZM50 264H57V261L55 259H52L50 261Z\"/></svg>",
	"mask_w": 264,
	"mask_h": 264
}]
</instances>
